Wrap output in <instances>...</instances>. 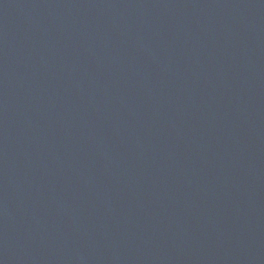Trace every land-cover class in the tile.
Returning <instances> with one entry per match:
<instances>
[{
    "label": "water",
    "instance_id": "95a60500",
    "mask_svg": "<svg viewBox=\"0 0 264 264\" xmlns=\"http://www.w3.org/2000/svg\"><path fill=\"white\" fill-rule=\"evenodd\" d=\"M0 264H264V0H0Z\"/></svg>",
    "mask_w": 264,
    "mask_h": 264
}]
</instances>
